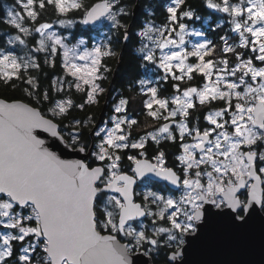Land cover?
<instances>
[{
    "label": "snow or ice",
    "instance_id": "obj_1",
    "mask_svg": "<svg viewBox=\"0 0 264 264\" xmlns=\"http://www.w3.org/2000/svg\"><path fill=\"white\" fill-rule=\"evenodd\" d=\"M17 3L21 11L6 14V23L16 34L8 36L7 47L0 46V82L7 85L22 80L28 102L0 99V264H133L129 257L140 249L145 257L168 249L167 264H179L185 238L199 239L216 223L239 233L260 218L264 229L260 215L264 213V187H260L264 180L257 174L264 173V167L258 166L264 165V66L254 63L264 65V0H207V7L230 17L231 31L239 37L230 43L227 35L221 36L218 56L211 42L185 50L184 23L149 27L140 33L160 52L157 56L153 49L145 51V46L140 49L142 59L158 64L165 73L162 79L174 83L173 95L160 97L157 86L139 81L140 94L146 97L145 114L156 124L138 137L133 136V129L140 121L129 115L127 97L113 104L111 128L97 127L92 116L72 115L74 110L84 111L99 103L104 92L96 83L102 78L98 75L101 56H111V49L102 52L95 47L79 54L47 31L50 23L39 22L49 8L60 14L81 10L84 24L107 16L114 26L125 29L127 39L126 26L113 12L114 0ZM185 5L186 0H175L167 9L172 23L181 16L194 17L190 9L184 10ZM59 23L71 21L61 19ZM153 32L162 39H155L150 35ZM28 37L34 42L30 54L18 57L8 50L17 45L28 47ZM60 48L64 49V76L54 77L42 88L39 77L31 74L41 69L35 54L45 53L44 63L54 68ZM189 58L194 61L188 62ZM77 59L83 63H76ZM197 75L202 83L192 84ZM76 93L81 94L79 103L74 99ZM200 109L205 110L203 128L196 114ZM36 130L47 133L52 143L38 138ZM92 136L99 142L90 144ZM165 142L180 150L176 155L179 167L167 165ZM150 145L155 147L148 158ZM130 149L139 151L126 154ZM69 153L81 158H62ZM125 155L131 176L121 170ZM96 161L100 163L93 167ZM147 173L182 188V194L177 199L149 191L141 203H135L131 186L136 176ZM241 189H247L245 199L238 195ZM108 191L119 195L98 204ZM138 217L152 218L151 233L128 223ZM101 230L109 234L102 235ZM111 233L123 234L128 243H119Z\"/></svg>",
    "mask_w": 264,
    "mask_h": 264
},
{
    "label": "trees",
    "instance_id": "obj_2",
    "mask_svg": "<svg viewBox=\"0 0 264 264\" xmlns=\"http://www.w3.org/2000/svg\"><path fill=\"white\" fill-rule=\"evenodd\" d=\"M100 0H83L84 3H95ZM137 0H120L121 6L124 7V13L120 14L119 21L121 24L125 25L126 28L130 25V36L126 44H124L125 29L114 27V34L111 40L112 55L105 56L102 61V67L107 65L110 67L107 72V79L102 80V84L105 87L111 88V93L115 90L118 91L117 96H125L130 99V104L128 106L129 115L140 121L138 126L141 131L151 129L156 122L151 121L145 114V109L143 108V101L140 98V85L139 81L146 76V69L148 68L149 62L142 59V53L138 51V47L142 43L140 33L144 30L148 22H152L156 25H166L172 23L169 20V13L167 9L169 5L174 3L175 0H140V10L137 17L134 18L133 10ZM17 0H0V46L7 47L5 44L6 39L9 35L16 34L15 29L11 28L7 23V12L9 6H16ZM117 8V6L115 7ZM191 10L194 13V17L204 19L205 17L216 18L218 16L211 8L207 7V0H186V5L184 10ZM81 10H71L70 15H79ZM60 17V13H53L52 9L49 8L47 11L42 12V16L39 22L43 21H53ZM182 17V16H181ZM181 19V18H180ZM179 19V20H180ZM189 23L196 22L192 19L183 18ZM132 23V24H131ZM200 26L207 29V35L214 40V42H220V37L224 35H231L230 31H225L222 27H207L203 25L202 21L196 22ZM212 24V23H211ZM32 43V38L30 39ZM231 59V56H229ZM39 62L41 64V69L39 71L31 70V74L39 77L42 88H47L54 77L60 76L64 70L61 66L60 57L55 58L56 66L50 67L44 63V58L39 57ZM15 84L16 87H12L11 84ZM172 80H168L165 84L160 83L158 86L164 89H171ZM188 83V82H185ZM192 84H201L202 81L197 75L196 78L191 82ZM22 80L14 79L9 84H4L0 82V97L15 100L22 99L28 102V98L23 93ZM116 96V97H117ZM74 99L79 103L81 102V94H74ZM111 102L106 100V94L99 95V103L86 108L84 111L79 109L74 110L72 115L77 118H83L85 115L94 117V122H98L103 117L107 116L111 109ZM219 107V103L215 105ZM41 107H43L41 105ZM202 114V113H201ZM71 119V117H70ZM201 119L202 115H201ZM67 123V121H65ZM148 124V125H147ZM85 135H89L88 132ZM90 143V140H89Z\"/></svg>",
    "mask_w": 264,
    "mask_h": 264
},
{
    "label": "rangeland",
    "instance_id": "obj_3",
    "mask_svg": "<svg viewBox=\"0 0 264 264\" xmlns=\"http://www.w3.org/2000/svg\"><path fill=\"white\" fill-rule=\"evenodd\" d=\"M214 2H218V0H214ZM119 4H120V0H114L113 12L115 14H117L118 20H119V16H120V9H124V7L119 5ZM174 4H175V2L170 4L169 7L174 6ZM116 6H117V8H115ZM9 10H15L16 12H20L21 8H20V5L17 4L16 6H9L8 11ZM70 11L66 14H60V17L53 20V21H43V22H48L52 25V27L50 29H48L47 31L54 33L55 36L61 37L63 39L64 44L69 49H75V51L79 54H82L85 50L91 51L95 47H101L102 52L104 50H106L107 48H110L111 52H112L111 40H112L113 34H114L113 28L116 26H114V23L111 19H109L106 16L95 24H91V25L88 23L84 24L83 23L84 16L82 13L74 16V15L69 14ZM212 11H214L218 15V16H216V18H214V16H212L209 18L205 17L202 20H201V18L199 19L197 17L187 18V19H192L196 22L202 21L203 25L205 24L207 27L210 26V27L217 28V25L220 24V25L224 26L223 29L225 31L231 32L230 36L227 35L230 38L229 42L230 43L238 42V39H239L238 35L231 31L232 25L230 23V17L226 13L219 12L215 9H212ZM183 18L184 17H181V19L178 20L176 23L166 24L169 28L175 27L177 23H184L186 25V30L183 33L184 44L182 45V47L187 51H191L194 48V46H196L197 44L211 42L213 45L216 46V55L218 56L219 55V46L221 43L219 41L214 42V40H212L207 35V29L205 27L200 26L199 24H196V22L189 23L186 20H184ZM61 19L65 20V21H71V24L65 23L64 25H61L59 23V20H61ZM26 26H29V25H26ZM162 26H165V25H156L152 22H148L143 31H145L149 27H152L154 29H160V28H162ZM179 31L180 30L177 28V32H179ZM195 33H201L202 35H195ZM12 35H15V34H12ZM150 35H153V37L155 39H162L155 32L150 33ZM140 37L142 40V43L138 47V51L140 53H142L140 51V49L145 48V46H147V48H145V51H147L148 49L155 50L152 41H150L147 37H142L141 35H140ZM31 38L32 37L27 38L28 47L17 45L14 48H9L8 50L12 51L18 57H25L27 54H30L29 50L33 46V43L30 40ZM38 38L39 37H37V39ZM173 38L176 39L177 41H179V37L175 36V34H173ZM32 40H33V38H32ZM81 41H83L84 43L81 44L80 43ZM46 43H51V42L46 41ZM169 49L178 50L175 48V46H172V45H169ZM169 49H166L165 51H168ZM63 51H64V49L60 48L58 50V55L56 56V57H58V56L60 57L61 62L63 59ZM155 51H156L157 56H159L160 52L158 50H155ZM241 51L247 52L248 50L242 49ZM142 54H144V53H142ZM35 55L38 57V59L40 56H42L43 58L45 57V53H37ZM248 55H251V53L248 52ZM104 57L105 56H101V65L99 66L100 70L98 73V75L101 76L102 78L98 79L96 81V83L100 84V86L104 89V92L101 94H106V96H107L109 94L110 88L105 87L102 84V80L107 79V77H108L107 72L109 71L110 67H108L107 65H104V67H102V61H103ZM193 61H194V58H189L188 62H193ZM75 62L78 64L83 63L82 61H79L78 59L75 60ZM254 63L258 66H264V65H260L259 61H254ZM105 67L107 68V71H104ZM164 75H165L164 71L158 67V64L150 63V64H148V68L146 69V75H145L146 77L141 79V80L150 81L151 86H158L159 85L158 82L161 81L160 79ZM60 76H64V72ZM69 79H71V77H69ZM110 98H111V94H110L109 99ZM140 98H142V100L146 99L145 96L144 97L140 96ZM112 107H113V104L111 105V109H112ZM112 115H113V112L111 110L110 113L107 116H105L107 119L105 118L104 120H106V121H102L100 123L99 127L107 126V127L111 128L112 124L109 121V117ZM95 123H96V121L94 122V124ZM151 129H148L147 131H149ZM139 131H140V135H141L146 130H143V131L139 130ZM261 167H264V165H262ZM109 207H111V206L109 205ZM132 227L139 229V227L134 226V225H132Z\"/></svg>",
    "mask_w": 264,
    "mask_h": 264
},
{
    "label": "water",
    "instance_id": "obj_4",
    "mask_svg": "<svg viewBox=\"0 0 264 264\" xmlns=\"http://www.w3.org/2000/svg\"><path fill=\"white\" fill-rule=\"evenodd\" d=\"M97 1L95 3H99ZM140 10V0H137L133 16L137 17V14ZM106 16H102L95 20H90L88 24H95L99 22ZM132 24V23H131ZM130 25L127 28V39L124 38V44L129 40L130 36ZM0 99H5L0 97ZM9 103L15 100H21L22 102L27 103L22 99L8 100ZM38 138L44 139L46 143L51 144L52 138L41 130H36ZM59 152V149H51ZM63 159H80L81 157L76 153H69L68 155L62 156ZM260 175V173H257ZM155 179L154 174L147 173ZM261 176V175H260ZM247 179V178H246ZM262 179V176H261ZM263 180V179H262ZM256 183V181H252ZM264 187V184L260 185ZM244 189H241L243 191ZM239 192V193H240ZM238 193V194H239ZM132 199H133V193ZM206 207H208L206 205ZM259 211V205L256 206ZM213 212L216 209H212ZM264 216V213L260 214ZM142 219L143 217H138ZM102 235H108L109 233H102ZM186 243L184 245V256L179 262V264H264V229L261 226L260 218H255L251 223L250 227L243 232H233L226 228L222 223H216L211 228L206 229L199 239H193L191 236H187ZM117 240L121 244L118 238ZM133 264H145L146 261H150V264H156L151 257H145L143 251L132 252L130 257Z\"/></svg>",
    "mask_w": 264,
    "mask_h": 264
},
{
    "label": "flooded vegetation",
    "instance_id": "obj_5",
    "mask_svg": "<svg viewBox=\"0 0 264 264\" xmlns=\"http://www.w3.org/2000/svg\"><path fill=\"white\" fill-rule=\"evenodd\" d=\"M162 78L160 79L161 81H159L158 84H160V83L165 84L167 82V81L165 82ZM169 80H171V79H169ZM157 87L159 89L160 97H170L171 95H173V89L172 88L171 89H167V88L164 89V88H160L159 86H157ZM110 94H111V98L109 99ZM117 94H118L117 90H115V91H113L111 93V88H110L109 94L106 96V100L111 102V104H114L117 100H119L120 97H125V96H122V95L118 97ZM204 111H205L204 109H200V110H198V112L196 114H199L200 116L201 115L203 116ZM105 118L106 117H103L102 119H100L98 122L95 123V125L97 127H99L100 123L102 121H106V120H104ZM93 123H94V121H93ZM200 126H201V128L206 126L203 119L200 120ZM139 130H140L139 127H134V129H133V136L134 137L140 136V131ZM143 134L144 133H142L141 135H143ZM93 141L99 142L94 136H92L91 139H90V144ZM154 147H155L154 145H150L149 146V148H148V158L151 157V154H152V152L154 150ZM163 147L165 148V151H166V162H167V165L170 166V167L174 166V165L179 167V165H178V163L176 161V155H178L179 152H180L178 147L176 145H173V144L169 143V142H165L163 144ZM138 151L139 150H131L130 149V150H126V154H128V155L136 154ZM99 163H100L99 161H96L95 163H93L92 166L95 167ZM129 163L130 162H128L126 160V155H125V159L122 161L121 170L125 174L131 176V175H133V173L131 172L130 168L128 167ZM258 166L261 167L262 165H258ZM202 167H203V165H202ZM174 170H175V168H174ZM260 175L262 176V179L264 180V173H260ZM131 191L133 193V201L135 203H141L143 195L146 194L149 191H155V192H157V193H159L161 195H164L166 197L167 196H172V197L178 199L180 197V195L182 194L183 189L182 188L177 189L174 186H172L171 184H169V183H167V182H165L163 180L155 179L154 177H152L150 175H145L144 177H140V176H136L135 177V183L131 186ZM113 195L118 196L119 194L115 193V192H112V191L106 192L100 198V200L98 201V204H99V202H107L108 197L109 196H113ZM238 195H240L241 199H245L246 196H247V189H244ZM153 211H158V210L156 208H153ZM128 223L131 226L134 225V226L139 227V229L146 228L149 233H151V230H152V227H153L152 218L151 217H143L142 219L136 218L135 220H131ZM101 232L104 233V234L109 233L106 230H101ZM111 234L116 235V237L121 242H123L125 244L128 243V238L124 237L123 234H119V233H111ZM145 247H147V245ZM139 251H143V249H140V250L134 251V252H139ZM169 251L170 250H168V249H160L158 251H154L152 253V258H153L154 263H156V264H167L166 257L169 254Z\"/></svg>",
    "mask_w": 264,
    "mask_h": 264
}]
</instances>
